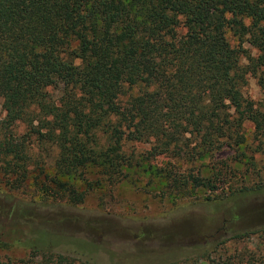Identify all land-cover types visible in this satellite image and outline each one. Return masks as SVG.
<instances>
[{"label": "trees", "instance_id": "obj_1", "mask_svg": "<svg viewBox=\"0 0 264 264\" xmlns=\"http://www.w3.org/2000/svg\"><path fill=\"white\" fill-rule=\"evenodd\" d=\"M249 74L264 90V0H0V185L32 179L65 188L88 167L117 182L142 163L127 144L147 143L143 159L191 162L223 146L247 147L246 122L264 141V106L243 91ZM31 146L54 152L52 174ZM182 181L216 185L192 173ZM245 189L233 198L239 211L241 199L264 192ZM253 224L213 239L197 258L264 264V222ZM253 236V246H233ZM1 245H22L31 264L75 261L9 236Z\"/></svg>", "mask_w": 264, "mask_h": 264}, {"label": "rangeland", "instance_id": "obj_2", "mask_svg": "<svg viewBox=\"0 0 264 264\" xmlns=\"http://www.w3.org/2000/svg\"><path fill=\"white\" fill-rule=\"evenodd\" d=\"M227 37L232 45L237 43L229 30ZM245 47L256 54L248 43ZM243 91L264 106L257 77L249 74ZM52 94L59 96L56 89ZM1 102L0 97V120ZM245 128L247 147L223 146L191 162L167 154L143 159L147 143L127 144V153L133 152L142 163L123 171L117 182L105 179L97 167H88L83 177H69L65 188L46 181L44 189L32 179L16 186L1 184L10 195L0 194V236L49 247L73 257L74 264H207L196 252L209 251L213 239L221 241L231 229L264 222V192L241 199L240 211L234 207L235 194L264 186V141L254 138L251 123ZM17 131L22 132V126ZM30 151L52 174L54 152L35 146ZM190 173L215 179V189L183 185ZM247 208L246 215L232 219ZM255 242L253 236L233 246L250 247ZM0 261L31 264L29 250L22 245H1Z\"/></svg>", "mask_w": 264, "mask_h": 264}]
</instances>
